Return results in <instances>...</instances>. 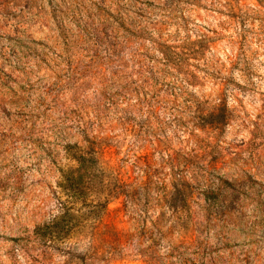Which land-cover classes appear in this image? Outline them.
Returning <instances> with one entry per match:
<instances>
[{
  "label": "rangeland",
  "instance_id": "1",
  "mask_svg": "<svg viewBox=\"0 0 264 264\" xmlns=\"http://www.w3.org/2000/svg\"><path fill=\"white\" fill-rule=\"evenodd\" d=\"M0 264H264V0H0Z\"/></svg>",
  "mask_w": 264,
  "mask_h": 264
},
{
  "label": "trees",
  "instance_id": "2",
  "mask_svg": "<svg viewBox=\"0 0 264 264\" xmlns=\"http://www.w3.org/2000/svg\"><path fill=\"white\" fill-rule=\"evenodd\" d=\"M66 178L69 180V182H67V183H71L72 184V183L75 182V179H72V176L71 177H66Z\"/></svg>",
  "mask_w": 264,
  "mask_h": 264
}]
</instances>
